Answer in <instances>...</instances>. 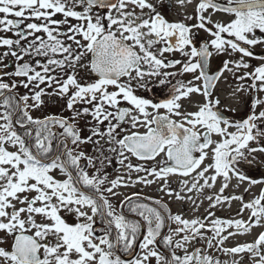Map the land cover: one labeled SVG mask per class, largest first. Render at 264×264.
<instances>
[{
    "label": "snow or ice",
    "instance_id": "1",
    "mask_svg": "<svg viewBox=\"0 0 264 264\" xmlns=\"http://www.w3.org/2000/svg\"><path fill=\"white\" fill-rule=\"evenodd\" d=\"M177 3L170 22L151 0H0V264H264V231L225 246L264 228V0Z\"/></svg>",
    "mask_w": 264,
    "mask_h": 264
},
{
    "label": "flooded vegetation",
    "instance_id": "2",
    "mask_svg": "<svg viewBox=\"0 0 264 264\" xmlns=\"http://www.w3.org/2000/svg\"><path fill=\"white\" fill-rule=\"evenodd\" d=\"M151 2L157 7V10L170 22H173V21H183L184 20V15L185 13L187 14H192V11H193V5H186L184 7L180 6L178 3H177V0H151ZM221 3H224L225 1L224 0H220ZM180 9H183V11H180ZM195 21H188V23H194ZM0 35H8V36H11L12 34L11 33H8V34H0ZM258 35H260L258 33ZM4 51V49H0V52ZM254 52L257 53V54H260V53H264V49H261L260 47H257L254 49ZM166 55H169V58H179L178 55H176L175 57H172L170 54H166ZM238 58V56H237ZM36 59H41V58H36ZM250 63H252L253 65H256L259 63V61L257 60H250L249 61ZM5 63H11L10 61H5ZM221 63V60H215L213 62V65H212V68L213 70L216 69L217 65ZM13 70L12 66H10L9 68L7 69H3V71H11ZM228 75L229 77V81L232 80V77H231V74H226ZM191 77L190 76H186L185 79H190ZM7 79V78H5ZM220 87L222 88H226L227 89V85L226 84H221ZM20 91H22L23 93L27 90L25 89H20ZM230 91V89H229ZM139 94L141 95H145L147 96L148 98L150 99H160L162 98L163 96V93H161L159 91V89L153 91V92H139ZM221 99H224V95L221 96ZM250 98L247 96V94L244 95V100H249ZM225 103H231V101H228L226 100ZM52 105L53 104H49L45 109L44 111H48V110H53L52 108ZM58 109V108H57ZM195 109V105L192 106V110ZM259 110V108L257 109ZM57 112H54V113H61L62 110L61 109H58L56 110ZM250 111V106L249 107H246L243 103L239 105V107L237 108V112L234 114V118L235 119H241V118H244L245 117V114L246 112ZM50 114H53L50 113ZM38 116V115H37ZM250 175H253L254 178H257L259 179L262 175H264V169H261L260 172H255V170H253L252 173H249ZM235 183L236 181L233 180L232 181V186H230L227 190H226V193L225 194H228V193H233L234 191V186H235ZM219 188V184L216 186V189H214L213 191L215 190H218ZM259 190H260V186H254L251 190V193H245L244 194V200L245 201H248L250 199H252L253 195H259ZM240 192L243 191V189L241 188L239 190ZM238 194V193H237ZM147 196V195H145ZM240 207V204L239 202H236V201H231L230 202V207L228 204H225L224 205V209H220L218 208L216 210V215L217 216H220L222 218H241V217H237L236 216V212L237 210L239 209ZM125 215L129 218V219H135L137 217H134L132 213H130L128 210H123ZM173 213H177V212H173ZM249 213L248 212H245L243 214V219L247 220V217H248ZM197 216H203L201 214H198ZM101 225H100V221L97 220V223H96V227L99 228ZM260 231H264V228L261 229V227H255L252 229L251 233L254 234L252 240L250 237L244 239V237L246 235H249V234H244V235H237L235 237H232L229 239V241L226 242V245L227 247H232V246H235L236 244L238 243H250L254 240L255 236L258 235V233ZM158 247H162V245H158ZM212 252V254L215 256V257H218L222 262H226V264H233V260L234 259H239V256H232V255H225L223 254L222 252H219V251H216L215 249H212L210 250ZM241 256H244L245 257V262L244 264H251V262L247 259V255L248 254H239Z\"/></svg>",
    "mask_w": 264,
    "mask_h": 264
},
{
    "label": "rangeland",
    "instance_id": "3",
    "mask_svg": "<svg viewBox=\"0 0 264 264\" xmlns=\"http://www.w3.org/2000/svg\"><path fill=\"white\" fill-rule=\"evenodd\" d=\"M139 11V10H137ZM180 11H183V9H180ZM220 17L217 16L215 17V19H219ZM21 93H23L22 91H20ZM52 109L53 110H48V111H44L45 114H50V113H54V112H57L56 110L60 109L58 108L56 105H52ZM58 108V109H57ZM34 115H41L40 112H35L33 113ZM64 115H67L66 112L63 113ZM135 163V161H133ZM109 171H111V169H109ZM155 186H152V188H144L143 186H133L131 188H127V189H121V192L122 193H127L128 195H131L132 192L136 191V192H141L142 195H147V196H157V195H160L158 193L155 192ZM195 197V194H191ZM122 198V196H121ZM164 200L167 201L168 198L165 196L164 197ZM117 201H113V203H116ZM199 202V201H198ZM169 207L171 209L172 212H181L183 211L184 215L188 218H194V216H197L198 214H201V215H204L205 214V209L207 208V203H205L199 210H197L195 213H193L192 211V206L190 204H187L185 203L183 206H181V204L179 202H171L169 204ZM123 210H126V209H123ZM173 227H175V225H173ZM262 229V228H261ZM254 234L250 233L249 235H246L244 237V239L250 237L251 240L253 238ZM127 258V257H126Z\"/></svg>",
    "mask_w": 264,
    "mask_h": 264
},
{
    "label": "bare ground",
    "instance_id": "4",
    "mask_svg": "<svg viewBox=\"0 0 264 264\" xmlns=\"http://www.w3.org/2000/svg\"><path fill=\"white\" fill-rule=\"evenodd\" d=\"M173 43H174V41H173Z\"/></svg>",
    "mask_w": 264,
    "mask_h": 264
},
{
    "label": "trees",
    "instance_id": "5",
    "mask_svg": "<svg viewBox=\"0 0 264 264\" xmlns=\"http://www.w3.org/2000/svg\"><path fill=\"white\" fill-rule=\"evenodd\" d=\"M225 1V0H224Z\"/></svg>",
    "mask_w": 264,
    "mask_h": 264
}]
</instances>
